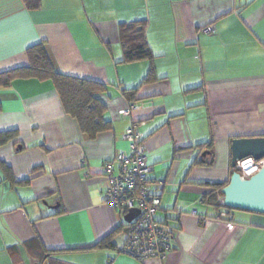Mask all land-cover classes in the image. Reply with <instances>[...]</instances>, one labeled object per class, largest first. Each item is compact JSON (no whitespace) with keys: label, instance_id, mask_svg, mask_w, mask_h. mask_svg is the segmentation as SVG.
I'll return each instance as SVG.
<instances>
[{"label":"crops","instance_id":"1","mask_svg":"<svg viewBox=\"0 0 264 264\" xmlns=\"http://www.w3.org/2000/svg\"><path fill=\"white\" fill-rule=\"evenodd\" d=\"M132 23L152 58L124 63L120 30ZM38 44L57 73L102 85L112 128L89 139L51 81L0 90V133H18L0 146L12 174L0 167V264H264V215L218 219L202 201L204 183L230 182L231 140L264 137V0H0V73L28 66ZM136 89L135 102L123 96ZM134 125L164 192L156 218L175 236L162 260L119 252L137 213L105 199L104 166L129 152ZM205 157L212 167L194 165ZM111 234L112 248L94 249Z\"/></svg>","mask_w":264,"mask_h":264},{"label":"trees","instance_id":"2","mask_svg":"<svg viewBox=\"0 0 264 264\" xmlns=\"http://www.w3.org/2000/svg\"><path fill=\"white\" fill-rule=\"evenodd\" d=\"M23 2L29 9H37L41 5V0H23ZM120 39L124 47V63H134L152 58L151 50L145 39L144 24L132 23L123 28L121 27ZM26 58L28 66L0 73V90L10 88L13 82L18 79L51 81L61 99L65 112L78 122L81 131L89 139H95L100 133L111 130V123L105 116V107L96 98L97 94L103 90L101 84L57 73L53 68L44 44H38L27 49ZM123 96L133 103L138 96V90H123ZM17 136L18 133L16 131L0 133V146L14 140ZM208 154L213 156L211 151ZM197 164L212 167L214 164L213 157L211 159L205 157L200 162L195 161L194 165ZM0 167L5 171L9 181L12 182L11 170L2 163H0ZM233 170L232 168V172ZM203 185L211 189L210 193L203 196V203L215 207L220 211L219 214L225 212L231 216L230 212L233 209L225 207L220 201V197L223 198L221 190L227 185L222 183H204ZM124 229L125 227H121L119 230L122 231ZM113 236L114 234H111V236L103 239L94 249L112 248Z\"/></svg>","mask_w":264,"mask_h":264},{"label":"built area","instance_id":"3","mask_svg":"<svg viewBox=\"0 0 264 264\" xmlns=\"http://www.w3.org/2000/svg\"><path fill=\"white\" fill-rule=\"evenodd\" d=\"M205 32L214 34L215 29L207 27ZM136 108V105H131L124 115L127 116ZM124 140L129 143V152L119 153L104 166V178L108 183L105 193L107 204L114 209L128 212L137 208L136 217L125 226V240L118 250L139 261L162 260L175 249L173 231L156 218L164 192L162 188H151L150 175L155 168L147 162V149L136 125L126 131ZM246 162L251 164L248 169L246 168L249 163L245 165ZM262 165L263 160L249 158L238 162L237 166L245 177H250ZM218 219H231V216L223 212L218 215Z\"/></svg>","mask_w":264,"mask_h":264},{"label":"water","instance_id":"4","mask_svg":"<svg viewBox=\"0 0 264 264\" xmlns=\"http://www.w3.org/2000/svg\"><path fill=\"white\" fill-rule=\"evenodd\" d=\"M249 158L255 161L263 160V165L255 174L245 177L237 165L238 162ZM231 166L234 170L230 182L221 190L223 205L233 210L264 215V137L233 139Z\"/></svg>","mask_w":264,"mask_h":264},{"label":"rangeland","instance_id":"5","mask_svg":"<svg viewBox=\"0 0 264 264\" xmlns=\"http://www.w3.org/2000/svg\"><path fill=\"white\" fill-rule=\"evenodd\" d=\"M137 208H134L132 211L129 212V218H131L132 216L136 215ZM132 215V216H131Z\"/></svg>","mask_w":264,"mask_h":264},{"label":"bare ground","instance_id":"6","mask_svg":"<svg viewBox=\"0 0 264 264\" xmlns=\"http://www.w3.org/2000/svg\"><path fill=\"white\" fill-rule=\"evenodd\" d=\"M248 163L249 162H246L245 165H247ZM249 167H251V164L250 163L247 165V168L246 169H248Z\"/></svg>","mask_w":264,"mask_h":264}]
</instances>
